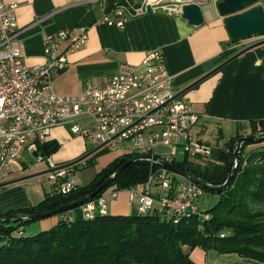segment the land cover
Segmentation results:
<instances>
[{
  "label": "built area",
  "instance_id": "obj_1",
  "mask_svg": "<svg viewBox=\"0 0 264 264\" xmlns=\"http://www.w3.org/2000/svg\"><path fill=\"white\" fill-rule=\"evenodd\" d=\"M79 1L98 2L103 13L98 23L120 29L131 19L161 13L173 16L180 10L179 6L170 7L160 1L141 0L137 4L132 0ZM255 6L264 7V0H257ZM17 7L0 0V177L9 175L12 162H45L51 170L48 178L55 193L66 196L75 190L77 185L68 169L55 170L57 165L39 149L47 142L51 129L59 126H68L73 136L82 137L95 147L101 144L113 150L127 147L125 154L133 156L161 159L154 152L159 145L179 147L183 157L211 156L212 148L193 135L198 116L184 98L175 97L159 51L147 52L140 70L122 64L101 87L87 85L77 96H58L52 91L51 81L67 68L66 54L85 43L86 32L61 30L47 36L44 63L28 67L22 60L23 39L16 19ZM173 159L161 160L171 163ZM157 165L159 168L150 172L140 191L125 189L128 202L137 199L140 214H159L174 224L183 216L201 215L197 204L204 194L201 186ZM120 192L112 190L83 203L79 206L80 216L85 220L105 216L107 198L115 200Z\"/></svg>",
  "mask_w": 264,
  "mask_h": 264
},
{
  "label": "crops",
  "instance_id": "obj_2",
  "mask_svg": "<svg viewBox=\"0 0 264 264\" xmlns=\"http://www.w3.org/2000/svg\"><path fill=\"white\" fill-rule=\"evenodd\" d=\"M2 1L18 6L16 19L22 31V60L28 67L44 63V40L47 36L61 30H85V43L66 54L67 68L51 81L52 91L63 97L77 96L87 85L101 87L108 77L117 73L122 64L140 70L146 53L153 50L163 55L165 70L177 94L244 48L264 39L262 36H253L233 42L225 22L234 16L219 14L217 5L221 0H147L152 3L160 1L170 7L196 4L201 8L204 23L200 27H192L179 15L161 13L131 19L123 29L98 23L103 15L98 2ZM132 1L137 4L141 0ZM228 64L226 69L222 70L225 66L222 67L181 96L198 116L193 135L212 149L223 147L230 138L249 136L251 125L264 121V45L244 53ZM75 137L68 126L51 129L47 141L55 142L59 147L47 156L52 155L58 162H62L56 164L57 167L90 151L80 153L82 143L84 147L85 143ZM180 139L184 141V137ZM221 140L222 145L219 144ZM61 147V152L57 154ZM251 148L248 146L246 151ZM154 152L161 159L183 158L179 147L159 145ZM28 165L22 161L12 162L11 172L0 177V184L41 173L39 164ZM31 179L0 188V215L35 206L46 195L54 192L52 182L46 184L43 180ZM136 189L140 191L141 187ZM121 193L124 195L117 196L116 202L113 200L109 208L112 212L119 210L117 215H131V206L135 200L129 203L125 190ZM59 219L60 216H54L42 220L39 227L47 230L56 225Z\"/></svg>",
  "mask_w": 264,
  "mask_h": 264
},
{
  "label": "trees",
  "instance_id": "obj_3",
  "mask_svg": "<svg viewBox=\"0 0 264 264\" xmlns=\"http://www.w3.org/2000/svg\"><path fill=\"white\" fill-rule=\"evenodd\" d=\"M249 136L261 140L264 121L252 124ZM238 138H230L223 147L213 148L210 157L184 156L171 163L208 185L221 186L234 166L233 152ZM248 146L252 148L245 151ZM58 147L57 143L47 141L39 149L50 155ZM92 155L84 160H90L86 161L87 166L93 163ZM132 157L131 154L117 156L88 184L77 186L66 196L52 192L35 206L0 215V264H193L189 252L195 247L236 254L243 259L241 264H264V141L242 144L234 177L217 195L218 202L212 208L200 210L201 215L183 216L176 224L162 215L149 213L106 214L85 220L78 206L59 213V221L51 228L23 237L25 226L38 219L10 217L14 213L31 215L51 211L83 198ZM158 168L157 164L135 162L122 170L109 186L114 191L142 188L150 172ZM201 188L204 193L214 194ZM103 191L88 201L97 199ZM75 211L78 213L72 217Z\"/></svg>",
  "mask_w": 264,
  "mask_h": 264
},
{
  "label": "water",
  "instance_id": "obj_4",
  "mask_svg": "<svg viewBox=\"0 0 264 264\" xmlns=\"http://www.w3.org/2000/svg\"><path fill=\"white\" fill-rule=\"evenodd\" d=\"M257 3V0H223L217 5V10L221 16H226L230 14H235L239 13L237 16H234L232 18H229L226 20V28L228 31V34L233 42H237L241 39H246L250 38L253 36H262L264 37V7L261 6H255ZM184 21H186L190 26L192 27H200L203 25L204 20H203V14L201 11V8L196 5V4H183L180 6L179 14H178ZM264 45V39L260 40L259 42L248 46L235 54L234 56L230 57L226 61H224L221 65L216 67L214 70L210 71L207 73L205 76L188 86L185 90H182L181 92L177 93L175 97L182 96L186 91L194 87L196 84L210 76L211 74L215 73L216 71L220 70L222 67L226 66L228 63L232 62L233 60L237 59L244 53ZM259 141H264V136L261 138V140H257L255 136H243L240 137L236 140L235 143V150L233 152L234 155V166L229 173L226 181L221 185V186H211L199 179L198 177L194 176L192 173H189L174 164L168 163L166 161H163L156 156H134L133 158L129 159L126 161L124 164H122L112 175H110L104 182L96 188L93 192H91L89 195L80 198L76 201L70 202L68 204H65L61 207H58L54 210L39 213V214H31V215H26V214H20V213H14L11 214L10 217L20 219V220H26V219H44L56 214H59L61 212L69 211L72 210L86 201L94 198L98 193L106 189L109 184L112 182V180L122 171L124 170L127 166L139 162V161H152L156 164H159L160 166L164 167L165 169L169 170L170 172H173L174 174L178 175L179 177L183 179L190 180L194 182L195 184L206 188L207 190L211 191L212 193L218 195L220 194L223 190H225L231 183L234 174L237 170V166L239 163V157H240V149L243 143L250 142H259ZM105 144H101L92 150L88 151L86 154L81 156L80 158L74 160L73 162H70L68 164L62 165L57 167L55 170H62V169H67L69 167L75 166L76 164L84 161L87 157L90 155L94 154L98 150L102 149ZM51 170H47L44 172H41L39 174H34L30 176H26L23 178L11 180L8 182H4L0 184V188L22 182L34 177H38L40 175L48 174L50 173ZM2 219H0V222Z\"/></svg>",
  "mask_w": 264,
  "mask_h": 264
},
{
  "label": "rangeland",
  "instance_id": "obj_5",
  "mask_svg": "<svg viewBox=\"0 0 264 264\" xmlns=\"http://www.w3.org/2000/svg\"><path fill=\"white\" fill-rule=\"evenodd\" d=\"M63 128L65 130H67L66 127H63ZM78 138L81 139L85 143V147L83 146V143H82L80 153H84L86 150H92L95 147L88 140H86L82 137H78ZM222 143H223V140H221L219 142L220 145H222ZM123 148L124 149L113 150L111 148L104 147V148L100 149L94 156L92 155L93 156V158H92L93 163L89 164L88 167H86V164L90 160H86L87 162L82 161V162L76 164L75 166H72L73 169H71V167L68 168L67 171L68 172L71 171L70 177H71L72 181L74 182V184H76L78 187L79 186L81 187V186L88 184L95 177V175L103 167H105L110 161H112L118 155L124 154L125 152L128 151L127 147H123ZM61 150H62V147L56 153L59 154L61 152ZM245 151H246V149H245ZM77 156L75 158H77ZM50 159L53 162V164L62 163V162H58V160L53 158L52 155L50 156ZM74 160H72V162ZM31 165H34V166L40 165L41 166L40 170H42V171L39 170L40 172H44V171L48 170L47 164L45 162H43L39 165L34 164V162H32V163L30 162L28 166H31ZM39 171H37V172H39ZM48 177H49L48 174H44V175H40L38 177H35L34 179L43 180V182H45L46 184H52L51 181L48 179ZM34 179H31V180H34ZM111 189H112V187L108 186L103 191V194L108 190L111 191ZM155 192H156L155 185H153L152 186V193H155ZM120 193L118 194L119 197L121 195H124V193H121V194ZM218 199L219 198L216 194L204 193L200 198L197 199V204L199 206V209L202 212H205V211L209 210L210 208H212L218 202ZM112 201L113 200H111L110 198H107V204H106L107 215H117L116 213L119 211V210L118 211L115 210L112 212V210L109 208V205ZM113 202H116V201L114 200ZM131 207H132L131 211H130L131 215H138L139 214V211H138L139 203H138L137 199L132 203ZM77 213H78L77 211L72 213L73 214L72 217L76 216ZM54 216L58 217L59 215L56 214V215H53V217ZM53 217L51 216V217L44 218V219H38L35 222H32V223L26 225L24 228L23 237H31V236H34V235L44 231V229L42 230L39 227L40 222H42V220L51 219ZM189 254H190V258H191L193 264H241L242 260H243L236 254H219L214 250H206V249H202L201 247H195V248L191 249Z\"/></svg>",
  "mask_w": 264,
  "mask_h": 264
}]
</instances>
